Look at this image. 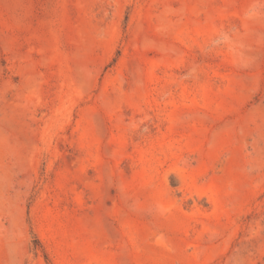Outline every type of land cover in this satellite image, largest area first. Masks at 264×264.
<instances>
[{"label":"rangeland","instance_id":"374dc122","mask_svg":"<svg viewBox=\"0 0 264 264\" xmlns=\"http://www.w3.org/2000/svg\"><path fill=\"white\" fill-rule=\"evenodd\" d=\"M0 264H264V0H0Z\"/></svg>","mask_w":264,"mask_h":264}]
</instances>
